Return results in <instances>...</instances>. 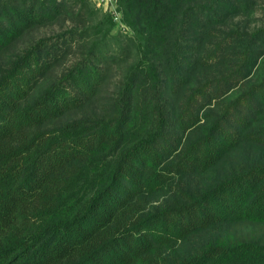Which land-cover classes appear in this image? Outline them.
I'll return each mask as SVG.
<instances>
[{
	"label": "trees",
	"instance_id": "trees-1",
	"mask_svg": "<svg viewBox=\"0 0 264 264\" xmlns=\"http://www.w3.org/2000/svg\"><path fill=\"white\" fill-rule=\"evenodd\" d=\"M119 10L108 91L92 0H0V264H264V0Z\"/></svg>",
	"mask_w": 264,
	"mask_h": 264
},
{
	"label": "rangeland",
	"instance_id": "rangeland-1",
	"mask_svg": "<svg viewBox=\"0 0 264 264\" xmlns=\"http://www.w3.org/2000/svg\"><path fill=\"white\" fill-rule=\"evenodd\" d=\"M93 3V2H92ZM264 25V11L261 10L255 15V20L252 23V27L256 26H263ZM76 25L66 21L65 23H60L51 27H44L41 28L39 31L32 33V35L27 38L21 45V47H25L29 44V42L34 41L38 38H51L54 39L58 35L68 31L69 29L75 28ZM131 33L130 31L128 33H122L120 32L116 27L113 28L111 31L110 35L104 39V41H99L100 42V47L103 49V52H106L107 50L108 54L110 57L114 59H121L120 65L118 64H113L112 69L110 70L109 74V82L106 86V89L108 91H111L113 89V85L121 78V75L123 71L125 70L126 66L130 63L135 58V49L129 45V43L126 40V36H130ZM93 37H90L91 40ZM98 46V47H99ZM128 52L125 54L122 52L121 49H126ZM84 54V49H76L73 47L65 56L64 59V67H70L72 66L75 62H77L80 59V56Z\"/></svg>",
	"mask_w": 264,
	"mask_h": 264
},
{
	"label": "built area",
	"instance_id": "built-area-1",
	"mask_svg": "<svg viewBox=\"0 0 264 264\" xmlns=\"http://www.w3.org/2000/svg\"><path fill=\"white\" fill-rule=\"evenodd\" d=\"M96 9L110 16L114 26L122 33H128L129 29L122 20L119 10V0H92Z\"/></svg>",
	"mask_w": 264,
	"mask_h": 264
}]
</instances>
